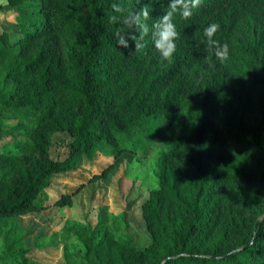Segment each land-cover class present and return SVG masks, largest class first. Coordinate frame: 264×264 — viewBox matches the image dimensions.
I'll return each mask as SVG.
<instances>
[{
    "label": "trees",
    "instance_id": "16d2710c",
    "mask_svg": "<svg viewBox=\"0 0 264 264\" xmlns=\"http://www.w3.org/2000/svg\"><path fill=\"white\" fill-rule=\"evenodd\" d=\"M6 1L17 28L0 32V136L16 129L27 139L0 152V222L36 209L55 172L101 143L114 153L118 139L134 143L145 119L162 115L177 127L141 203L149 242L138 248L106 227L82 228L80 262L264 264V0H202L190 19L175 14L170 61L150 33L138 51L117 45L138 0ZM149 11L150 27L168 0H152ZM212 23L220 25L213 38L229 45L223 63L203 35ZM57 131L72 137L62 159L49 153Z\"/></svg>",
    "mask_w": 264,
    "mask_h": 264
},
{
    "label": "rangeland",
    "instance_id": "374dc122",
    "mask_svg": "<svg viewBox=\"0 0 264 264\" xmlns=\"http://www.w3.org/2000/svg\"><path fill=\"white\" fill-rule=\"evenodd\" d=\"M16 28L15 9L0 0V32L12 37ZM0 51H5L1 45ZM145 120L148 127L142 134H132L134 143L118 139L120 149L115 153L110 145L101 143L90 156L81 155L72 168L51 176L35 199L36 209L2 218L0 264H82L78 255L83 245L78 231L97 225L106 227L115 237L130 236L138 248L147 245L149 233L141 203L157 186L156 159L177 125L162 115ZM3 121L12 125L17 119L6 117ZM16 132L0 136V152H12L15 142L27 139ZM71 139L63 131L53 132L50 156L64 158ZM104 169L103 175L96 176ZM60 194H68L70 203L55 204ZM11 257L16 259L10 261Z\"/></svg>",
    "mask_w": 264,
    "mask_h": 264
},
{
    "label": "clouds",
    "instance_id": "9594fccd",
    "mask_svg": "<svg viewBox=\"0 0 264 264\" xmlns=\"http://www.w3.org/2000/svg\"><path fill=\"white\" fill-rule=\"evenodd\" d=\"M139 10L130 12L123 21L124 27L115 33L117 45L124 49L131 48L138 51L143 47V39L150 33L154 49L163 61H170L176 51L175 41L179 37L176 26L173 22L175 14L188 20L202 3V0H168V11L160 16L150 27L147 21L150 17L149 4L152 0H138ZM118 12L121 9H116ZM115 19V17H113ZM218 23L209 24L203 32L206 44L213 51L215 58L221 63L229 59V45L220 44L213 37L219 30Z\"/></svg>",
    "mask_w": 264,
    "mask_h": 264
}]
</instances>
